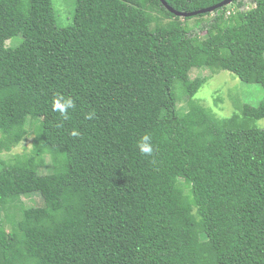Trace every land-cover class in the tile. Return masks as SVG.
<instances>
[{
	"label": "trees",
	"instance_id": "16d2710c",
	"mask_svg": "<svg viewBox=\"0 0 264 264\" xmlns=\"http://www.w3.org/2000/svg\"><path fill=\"white\" fill-rule=\"evenodd\" d=\"M247 3L74 0L61 26L53 0H0V153L35 134L0 157V264H264V101L219 117L197 95L219 69L264 88Z\"/></svg>",
	"mask_w": 264,
	"mask_h": 264
},
{
	"label": "rangeland",
	"instance_id": "374dc122",
	"mask_svg": "<svg viewBox=\"0 0 264 264\" xmlns=\"http://www.w3.org/2000/svg\"><path fill=\"white\" fill-rule=\"evenodd\" d=\"M242 1L245 4L241 5V8L247 9L249 7L248 3L246 4L247 0ZM67 3H69V5ZM230 4L227 5L228 8L230 7ZM53 8L58 24L65 26L71 21L74 10V0H53ZM212 14L213 13L210 15ZM204 18L205 17H203V19ZM194 19H196V17L191 18L190 21H193ZM203 33L204 32H200L201 35H204ZM200 74L209 75L211 74V71H204L201 68H193L190 72V77L194 78ZM197 95L201 98V102L204 105L211 107L219 117H226L238 112L244 103L257 105L261 101H264V88L258 83L243 82L232 72L219 69L207 79L199 89ZM185 100L186 96L182 95L178 106L184 107ZM251 125L264 127V118L254 120L251 122ZM34 136L35 134L30 131L28 136L14 146L11 151H2L0 157L5 159L15 153L28 152L29 149L33 147ZM38 172L40 175L45 176L51 172V165L47 164V166L41 167ZM21 201L26 205L25 207L28 205L41 206L43 204V198L38 192L21 196ZM6 226L8 227V224Z\"/></svg>",
	"mask_w": 264,
	"mask_h": 264
},
{
	"label": "clouds",
	"instance_id": "9594fccd",
	"mask_svg": "<svg viewBox=\"0 0 264 264\" xmlns=\"http://www.w3.org/2000/svg\"><path fill=\"white\" fill-rule=\"evenodd\" d=\"M74 106V102L71 98H64L62 96H58L54 98L52 107L54 111L59 112L65 118H67L68 109ZM94 113H90L88 115V119H91ZM72 136H78L80 133L73 129L71 132ZM139 150L145 155H151L153 153V146L151 144V138L147 135L143 136L138 143Z\"/></svg>",
	"mask_w": 264,
	"mask_h": 264
},
{
	"label": "water",
	"instance_id": "95a60500",
	"mask_svg": "<svg viewBox=\"0 0 264 264\" xmlns=\"http://www.w3.org/2000/svg\"><path fill=\"white\" fill-rule=\"evenodd\" d=\"M160 1L169 11H171L172 13H174V14H176L178 16H182V17H184V16H195V15H198V14H201V13L211 12L217 7H220V6H223V5H228V4H230L232 2V0H222L219 3H217V4H214V5L205 7V8H201V9H198V10H195V11H191V12H183V11L174 10L172 7H170L167 4V2L165 0H160Z\"/></svg>",
	"mask_w": 264,
	"mask_h": 264
}]
</instances>
